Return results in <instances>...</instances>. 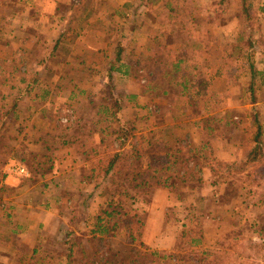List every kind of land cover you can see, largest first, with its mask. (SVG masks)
I'll use <instances>...</instances> for the list:
<instances>
[{
	"label": "rangeland",
	"instance_id": "374dc122",
	"mask_svg": "<svg viewBox=\"0 0 264 264\" xmlns=\"http://www.w3.org/2000/svg\"><path fill=\"white\" fill-rule=\"evenodd\" d=\"M97 1L0 0V208L7 210L9 204H15L22 208L23 216L24 208L38 209L40 204L49 202L48 198H55L56 192H63L71 205L65 204L55 213L49 221L45 236L57 233L61 240L71 229L76 232L92 230L105 200H111V194L107 191L117 194L122 192V188L113 184L108 188L110 183L97 180L88 186L86 195L79 186L73 185L55 190L45 182L54 173L44 178L32 176L27 165L37 164V152L41 154L47 148L52 150L62 146L61 135L68 119L82 120L78 125L87 133L84 137L87 144L92 142V135L88 132L104 127H109L111 132L116 131L117 122L113 121L110 125L100 121L104 116H99L98 112L102 104L107 105L112 98L120 97L121 116L130 128L135 129L126 146L130 161H136L133 149L143 152L151 138L156 140L168 137L172 144L191 142L194 147H201L204 138L211 139L216 167L214 172L205 170L203 183H190L181 187L178 193L167 191L170 195L167 198L156 196L154 205L156 188L136 200H128L117 194L112 208L120 212L121 217L118 218L117 234L107 238L105 245H102V248L106 246L103 255L106 257L105 264H174L171 256H188L189 247L183 245L188 239L183 237L184 229L187 232H203L205 248L212 247L219 237L234 232V229L242 230L245 244H249V240L261 243L245 224H249L247 218L249 222L254 221L255 214L263 213V209L248 208L250 205L243 203L246 192H241L242 198L239 200L225 202L222 196L225 182L233 179L223 176L221 167L229 162L242 163L258 132L262 133L264 140V86L259 77L251 79L249 63L245 59L252 54L251 63L259 71H264L262 15L257 19L258 25L252 32L244 28V20L236 16L238 3L228 5L227 13L221 14L216 12L219 10H212L214 3L220 0L214 3H211L212 0H185L187 4L183 7V13L173 15L174 18L164 23L161 17L168 18L167 13L141 10L138 13L140 17L128 27H139L134 39L129 37L119 41L105 37L96 40L92 33L88 44L94 50L102 49L103 54L96 55L94 51H87L89 54L86 57H80L79 49L72 51L76 42L71 34L61 45L60 54L49 57V52L63 31L71 33L75 29L73 21L79 15V8H92ZM253 1L258 6L259 0ZM224 5L220 9L225 8ZM100 11L102 17L108 20L109 28L115 25L113 19L109 18L116 9L101 8ZM194 20L201 22L191 23ZM198 27L201 33H193ZM94 30H101V27L95 26ZM241 33L248 41L251 37L255 50L253 53L245 48L246 43L238 45L236 40ZM199 36L203 40L201 45L195 43V38ZM120 44L124 46L126 61L131 67L129 75L119 72L111 74L114 90L110 93L109 87L102 84L101 76H105L104 73L114 60L117 45ZM236 46L243 51L234 56ZM180 52L190 56L188 64L182 65L183 71L177 74L171 84L163 79L162 73V79L158 75L159 80L164 86L171 87L181 81L185 71L200 73L205 82L207 97L197 106L196 113L192 105L185 106L186 113L182 114L175 108L172 99L161 95L162 91H146L150 73L155 70V61L162 60L169 53ZM81 58L87 64L80 66ZM42 61L44 63L40 64ZM88 65L98 73L84 71ZM21 79L29 83L36 82L35 89L29 91L26 83L20 82ZM63 119H67V122H63ZM198 120L212 126L215 132L210 133L209 138L208 132H202L196 125ZM72 135L73 132L66 133V141L74 139ZM112 136L105 138L103 151L107 152V149L118 144ZM77 141L79 143H75V146L81 144ZM106 152L94 157L91 162L98 165V158L100 160L108 156ZM64 156V151L54 152V169ZM150 161L148 156H144L140 161V170L146 169ZM20 167L25 168L24 173L19 172ZM85 175L89 176V171L85 170ZM215 182L219 184L212 185ZM13 184L17 186L13 187ZM98 184L99 187H95ZM93 187L97 189V194L90 203L86 202ZM87 205L83 210V206ZM38 212L33 215L41 218ZM60 216L63 221H60ZM131 236L136 240H132ZM17 243L22 244L21 241L13 244ZM4 245L7 247L9 243ZM93 245L91 241L92 247H88L92 258L96 259L95 264H102L97 259L100 255L97 250L100 248L95 241ZM145 245L149 249L141 247ZM254 251L255 248L250 250L251 256H254ZM153 252L157 253V258L152 256ZM163 257L167 259L161 260ZM99 258L103 257L100 255Z\"/></svg>",
	"mask_w": 264,
	"mask_h": 264
},
{
	"label": "trees",
	"instance_id": "16d2710c",
	"mask_svg": "<svg viewBox=\"0 0 264 264\" xmlns=\"http://www.w3.org/2000/svg\"><path fill=\"white\" fill-rule=\"evenodd\" d=\"M167 4H178L180 9L169 8L168 18L161 17L164 23L169 19L174 18L173 15H179L183 13V7L187 4L185 0H167ZM225 0H220L219 6L224 5ZM253 0H240L239 9L236 11V16L244 20V28L250 31H254L258 25L259 13L253 3ZM220 7L216 8L217 13L225 14V9ZM215 12V11H214ZM135 13H139V10H135ZM163 16V15H162ZM200 20H194L191 23L198 24ZM132 23V22H131ZM251 32V33H252ZM67 33L63 31L62 35ZM193 33L200 34L201 28L198 27ZM61 35V36H62ZM195 43L201 45L203 43L202 37L195 38ZM246 39L243 33L237 38L238 45L246 43L245 48L255 51L251 42V37ZM61 38H58L55 46L49 52L48 56L53 57V53L60 49ZM244 42V43H243ZM236 53L241 54L242 49L235 47ZM126 53L123 45H117L114 52V60L110 63V67L104 73L105 76H101L102 84L105 87H109L112 93L113 85L111 74L114 71H119L117 66L125 67V71L121 72L125 75H129L130 64L126 61ZM176 58V61L174 58ZM190 56L185 53H169L162 60H156L155 70L150 73V79L146 86L148 93H158L162 91L163 97H168L174 101L175 108L180 110L182 114L186 113V107L193 105L194 112L196 113L197 106L204 100L207 95L205 91V82L201 79L200 73L195 74L192 71H185L180 82H176L171 87L164 86L160 83V78L167 79L169 84L175 80L177 74L183 71L182 65L188 64ZM252 54H249L245 59L249 63V74L252 80L259 77L262 81L261 85L264 86V72L259 71L254 63H251ZM42 61L40 64H43ZM82 65V64H81ZM195 69V68H194ZM86 72L94 73L90 68L85 67L83 69ZM161 77V79H162ZM22 84L26 83V88L29 91L35 89L36 82L29 83L24 79H21ZM38 86V84H37ZM251 87L253 84L251 83ZM179 88V89H177ZM114 90V89H113ZM113 97V94H112ZM207 97V96H206ZM38 98V97H36ZM109 104L101 105L98 115H103L100 121L108 123L116 121L118 124L117 130L112 131L109 127L99 128L91 132L92 142H85L86 131L80 129L82 122L79 120L68 119V122L63 128L62 146L61 147H74L76 152L81 154L84 158L99 157L103 152V147L106 142L105 138L110 136L114 137V140L118 142L114 148L107 149L108 156L100 158L97 168L92 172L89 171V176L92 179L101 180L102 183H110L122 188V192H118V195L127 197L126 199L136 200L148 193L152 188L165 189L169 193H178L181 187L187 186L190 183H203L205 170L210 169L211 172L215 171V157L212 151L211 142L207 139L202 140L201 147H194L191 142H182L180 144H172L168 141V137L162 139L151 138L147 142V146L143 152L133 149L135 154V162L130 161L126 146L130 142V138L133 137L135 132L134 128H130V125L121 116V98H112ZM16 105L14 106V108ZM108 119V120H107ZM198 122V123H197ZM196 125L202 129V132L210 133L215 132L212 126L208 125L203 120H198ZM74 139L66 141L65 134L72 133ZM116 135V136H115ZM89 137V134H88ZM81 142L79 146H75V143ZM211 138V137H210ZM251 148L247 152L245 160L242 163L229 162L222 166L223 176L233 179L231 182H225L223 191V198L225 202H231L242 198L241 192H246L245 203L248 208L263 209V213H257L254 221L249 222L250 219H246L249 224L250 232L254 237L258 238L261 243H255L253 240H249V244H245L243 240L242 230L234 229V232L227 233L218 238L212 247L205 246V235L201 231L187 232L184 229L183 237L188 238L183 245L189 247L188 256L173 255L171 259L174 260V264H264V140L262 139V133L258 132L252 139ZM52 149V148H51ZM59 148L56 146L54 149H45L41 154L37 152L35 157L37 158V164L27 165V169L32 176H40L44 178L53 173L54 171V152ZM106 152V153H107ZM144 156H148L151 160L149 166L143 171L140 170L141 159ZM93 157V158H92ZM25 161V160H24ZM27 162V161H26ZM241 164V166H239ZM118 179V180H117ZM100 182V183H101ZM238 183V184H237ZM105 184V185H106ZM219 183L215 182L212 185L217 186ZM99 187V184L98 186ZM111 194V200H105L104 207L101 210V214L95 218L94 228L90 231L69 230L66 235L59 240L58 234H50L43 242V246L39 245L35 247L31 264H95L96 259L92 258L90 248L93 245V241L97 242V246L100 249V255L103 258H97L105 264L104 258H106V239L115 236L119 226L118 218L121 217L120 212L112 208L115 205V199L118 196L112 191H107ZM104 194V193H103ZM105 195V194H104ZM180 200V196L178 197ZM87 206H83V210ZM259 221H261L259 223ZM263 221V223H262ZM262 223V224H261ZM186 228V225L183 226ZM130 235L132 234L131 228H129ZM52 236V237H51ZM132 240H136L134 236H131ZM92 241V246H91ZM88 244V245H87ZM145 249L147 246H141ZM88 248V249H87ZM255 248L254 256H251L250 250ZM137 251V250H135ZM93 252V251H92ZM95 253V252H94ZM152 256L157 258V253L153 252ZM169 258V256H166ZM166 257L161 260L167 259ZM260 257V258H259ZM159 263V261H158Z\"/></svg>",
	"mask_w": 264,
	"mask_h": 264
},
{
	"label": "crops",
	"instance_id": "0c3cea01",
	"mask_svg": "<svg viewBox=\"0 0 264 264\" xmlns=\"http://www.w3.org/2000/svg\"><path fill=\"white\" fill-rule=\"evenodd\" d=\"M166 2L170 1L98 0L96 4H93L92 8L88 6H85L82 9L79 8L77 11L79 15L73 21L75 29H73L71 33H64V35L60 36V44L65 43L68 36L74 35L73 40L76 43L75 48L73 47L72 51L79 49L80 52L78 55L80 57H86L89 54L87 51H94L96 55L103 54L104 52L102 49L94 50V48L88 44L87 41L92 33L96 40H101L105 37L108 40H114L116 38L119 41L127 40L129 37L134 39L136 38L135 33L139 32V27L131 29L128 27L131 22L135 23L140 17L138 13H135V10H139V12L143 9L159 10L163 13H167L169 16V8H174L176 10L180 9L178 8V4L172 3L166 5ZM214 2H216V0L211 1V3ZM234 3H238V7L236 9L237 11L240 6V0H225L224 11L227 13L228 5L230 6V4ZM108 4H110V6H108ZM254 5L257 11L259 10V16L262 15L261 17L264 19V0H259L258 6H256V4ZM112 7L116 9V11L113 12L109 19H113L112 21L115 25L109 28L107 25L108 20L102 17L100 9ZM218 7H220L219 3H214L212 10H215ZM120 14L122 15L121 18H119ZM158 14H160V12H158ZM59 20H62V18ZM95 26H100L101 30H94ZM78 44H80V48H77ZM59 54V50L53 53L54 56H58ZM76 55L77 54L75 53V58L77 57ZM81 64H87V61L81 58L79 65L82 66ZM91 67L92 66L88 65V68L91 69ZM117 68H119V71H114V73L119 72V74H122L121 72L125 71V67L122 68L121 66H117ZM92 71L94 73H98L96 70ZM82 82L86 84V82ZM78 87L81 86L79 85ZM74 88L75 86H73V89ZM63 151L65 152V156L60 161H58V164L56 165L53 172L54 174H51V178L49 180L46 179L45 182L50 185L51 189L55 190L59 187H65L63 189H66L68 185H73L75 187L79 186V189H81L82 193H85L86 195L88 186H90L93 182H96L97 179H92L90 176L85 175V170H87V172L92 170L93 172L95 169L98 171L99 168H97V165H94V163L91 162L93 161L91 158H84L81 154L77 153L74 147H60L57 150L58 153ZM77 170H80L81 173ZM16 186L17 184H13V187ZM95 187H93V191L87 196L86 202L90 203V201L95 198L97 194L95 192V190H97ZM155 190L156 191L154 192L152 205H154L156 202V196L162 195V198H167L170 195L165 189ZM54 195L55 198H48L49 202H44V205L40 204L38 209L33 207L24 208L25 215L23 216H21V212L23 211L22 208H19V206H16L15 204H9L7 206V210L0 208V264H31V257L35 247L39 245L43 246V242L47 238L45 234L47 233L50 219L57 211H59L61 207H64L63 205H71L70 200H67L63 192H56ZM87 210L89 211L90 209L88 208ZM37 211H39L38 214L41 215V218L33 215L37 214ZM60 221H63L62 216H60ZM61 224H63V222ZM87 229L88 228H86V230ZM36 237L38 240H36ZM15 241H21L22 244H13ZM6 242L9 243L7 247L4 245Z\"/></svg>",
	"mask_w": 264,
	"mask_h": 264
},
{
	"label": "built area",
	"instance_id": "2783aa9c",
	"mask_svg": "<svg viewBox=\"0 0 264 264\" xmlns=\"http://www.w3.org/2000/svg\"><path fill=\"white\" fill-rule=\"evenodd\" d=\"M62 121H63V122H67V119H63ZM20 168H21V167H20ZM20 168H19V169H20ZM19 169H18V170H19ZM18 170H17V171H18ZM19 172H20V173H24V172H25V168H24V167L21 168Z\"/></svg>",
	"mask_w": 264,
	"mask_h": 264
}]
</instances>
